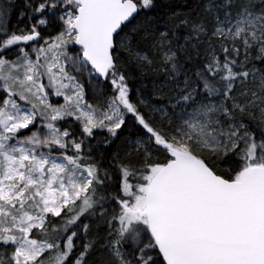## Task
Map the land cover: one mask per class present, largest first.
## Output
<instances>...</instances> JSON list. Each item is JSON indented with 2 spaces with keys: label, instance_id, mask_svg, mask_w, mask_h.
Returning a JSON list of instances; mask_svg holds the SVG:
<instances>
[{
  "label": "snow or ice",
  "instance_id": "snow-or-ice-1",
  "mask_svg": "<svg viewBox=\"0 0 264 264\" xmlns=\"http://www.w3.org/2000/svg\"><path fill=\"white\" fill-rule=\"evenodd\" d=\"M0 264H264V0H0Z\"/></svg>",
  "mask_w": 264,
  "mask_h": 264
},
{
  "label": "trees",
  "instance_id": "trees-1",
  "mask_svg": "<svg viewBox=\"0 0 264 264\" xmlns=\"http://www.w3.org/2000/svg\"><path fill=\"white\" fill-rule=\"evenodd\" d=\"M181 2V0H178V3H180ZM15 14H13V16H12V22H14L15 21Z\"/></svg>",
  "mask_w": 264,
  "mask_h": 264
}]
</instances>
